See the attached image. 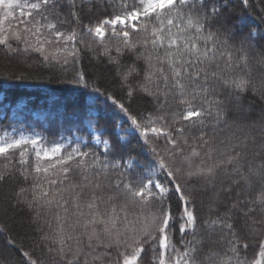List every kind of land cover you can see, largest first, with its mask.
<instances>
[{
  "label": "snow or ice",
  "instance_id": "snow-or-ice-1",
  "mask_svg": "<svg viewBox=\"0 0 264 264\" xmlns=\"http://www.w3.org/2000/svg\"><path fill=\"white\" fill-rule=\"evenodd\" d=\"M84 3L0 0V50L15 53L22 44L46 63L67 64L78 61L81 43L90 51L99 43L118 68L125 52L134 54L144 63L143 80L130 84L129 77L140 74L133 64L120 73L121 84L129 100L136 93L150 97L153 110L138 117L111 94L108 99L154 162L113 156L103 132L91 143L82 137L49 143L39 133L4 129L0 184L16 173L24 184L32 178L30 187L15 191L13 207L32 212L33 222L47 215V231L39 230L54 264H148L149 249L151 264H264V124L228 119L233 109L243 111L240 101L249 90L264 99V75L257 86L249 63L256 53L264 67V35L237 30L223 0H119L113 16L82 25L78 5ZM241 3L248 8L249 0ZM73 80L84 83V76ZM87 124L95 133V122ZM193 180L205 191L214 189L202 223L189 191ZM171 195L178 198V242ZM250 244L258 248L251 260ZM23 256L27 264H39L29 252Z\"/></svg>",
  "mask_w": 264,
  "mask_h": 264
},
{
  "label": "trees",
  "instance_id": "trees-1",
  "mask_svg": "<svg viewBox=\"0 0 264 264\" xmlns=\"http://www.w3.org/2000/svg\"><path fill=\"white\" fill-rule=\"evenodd\" d=\"M223 2L227 5L225 16L230 18V23L234 24L237 30L247 32L254 29L260 35H264V11H261L264 8V0H249L247 9L243 8L241 0ZM118 5L119 0H85L82 6L78 5L81 8L82 25L113 16L120 10ZM58 27L70 30L72 26L58 24ZM109 35L106 33L105 44L113 47L112 55H115V41L109 39ZM90 39L89 36H83L86 42ZM10 43L14 48L17 47L15 40H10ZM103 47L97 43L94 50L90 51L81 43L78 61L70 59L67 64L46 63L39 53L24 52L22 44L15 53L0 50V134H3L4 129L12 132L15 128L24 131L26 135L32 132L39 133L46 137L49 143L61 138L64 141L73 140L75 137H82L91 143V128L87 124V119H91L95 122L96 131L103 132L104 138L112 141L113 156L135 155L143 163L154 162L148 146L143 143L139 133L131 128L127 116L108 99V95L111 94L118 103H123L138 117L146 116L152 111L154 105L150 97L136 93L129 100L128 88L121 84L120 73L133 64L140 69V74L133 73L129 77V82L133 86L141 82L144 63L142 60H136L134 54L125 52L120 57L121 64L118 68L117 65L108 62L106 55L101 54ZM252 55L253 59L249 61L252 66V79L259 86L260 78L264 75V67L256 62V53ZM77 73L83 74L84 83L74 82L73 78ZM240 104L243 111L240 113L235 109L230 111L228 113L230 121L245 117L249 123L264 124L262 115L264 99L259 95H253L249 90L242 97ZM221 137L226 138V134L221 133ZM158 143L162 147L164 140L161 139ZM99 150L103 151L102 146ZM164 179L163 176L160 177L161 181ZM31 183V177L28 184H24L23 178L16 173L6 183L0 184V264H27L24 252H29L39 264H54L53 256L44 246L46 242L41 240L42 232L39 230L43 228L47 231L44 224L47 215L33 222L32 212L22 206L13 207L15 191L20 186L30 187ZM190 184L193 187L189 188V191L196 197V209L202 223L209 214L208 205L214 189L205 191L195 180ZM170 202L177 216L174 241L178 242L180 237L178 198L171 195ZM209 246L205 244V249ZM109 251H112L115 257V252ZM254 257H258V248L250 244L247 258L251 260ZM145 259L151 264L150 249Z\"/></svg>",
  "mask_w": 264,
  "mask_h": 264
},
{
  "label": "rangeland",
  "instance_id": "rangeland-1",
  "mask_svg": "<svg viewBox=\"0 0 264 264\" xmlns=\"http://www.w3.org/2000/svg\"><path fill=\"white\" fill-rule=\"evenodd\" d=\"M18 11V10H17ZM92 134L95 135V134H98L97 132L93 133V131L91 130Z\"/></svg>",
  "mask_w": 264,
  "mask_h": 264
}]
</instances>
